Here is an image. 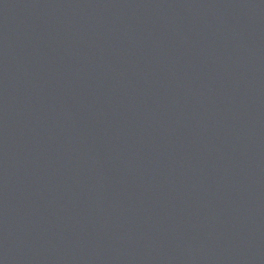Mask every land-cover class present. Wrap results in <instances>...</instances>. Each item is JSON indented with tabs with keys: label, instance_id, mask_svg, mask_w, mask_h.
<instances>
[{
	"label": "water",
	"instance_id": "1",
	"mask_svg": "<svg viewBox=\"0 0 264 264\" xmlns=\"http://www.w3.org/2000/svg\"><path fill=\"white\" fill-rule=\"evenodd\" d=\"M0 264H264V0H0Z\"/></svg>",
	"mask_w": 264,
	"mask_h": 264
}]
</instances>
